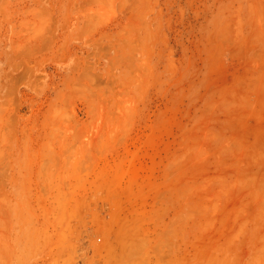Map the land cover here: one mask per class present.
Segmentation results:
<instances>
[{"label":"rangeland","instance_id":"1","mask_svg":"<svg viewBox=\"0 0 264 264\" xmlns=\"http://www.w3.org/2000/svg\"><path fill=\"white\" fill-rule=\"evenodd\" d=\"M0 264H264V0H0Z\"/></svg>","mask_w":264,"mask_h":264}]
</instances>
